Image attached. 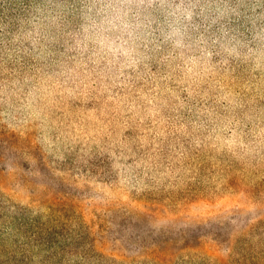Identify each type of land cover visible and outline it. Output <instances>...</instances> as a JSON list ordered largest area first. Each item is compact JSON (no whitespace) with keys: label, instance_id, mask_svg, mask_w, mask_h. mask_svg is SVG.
<instances>
[{"label":"rangeland","instance_id":"rangeland-1","mask_svg":"<svg viewBox=\"0 0 264 264\" xmlns=\"http://www.w3.org/2000/svg\"><path fill=\"white\" fill-rule=\"evenodd\" d=\"M22 243L264 264V0H0V264Z\"/></svg>","mask_w":264,"mask_h":264},{"label":"trees","instance_id":"trees-1","mask_svg":"<svg viewBox=\"0 0 264 264\" xmlns=\"http://www.w3.org/2000/svg\"><path fill=\"white\" fill-rule=\"evenodd\" d=\"M25 224V223H23ZM36 243L41 245H51L54 243V235H45V236H39L35 238ZM62 248H65V246H61ZM32 254V253H31ZM30 251L26 243L21 244V264H29L30 261Z\"/></svg>","mask_w":264,"mask_h":264}]
</instances>
